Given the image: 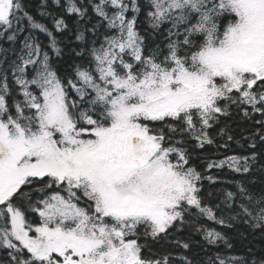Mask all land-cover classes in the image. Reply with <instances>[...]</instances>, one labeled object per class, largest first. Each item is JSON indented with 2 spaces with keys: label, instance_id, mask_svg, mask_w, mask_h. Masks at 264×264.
Here are the masks:
<instances>
[{
  "label": "snow or ice",
  "instance_id": "6c2138e0",
  "mask_svg": "<svg viewBox=\"0 0 264 264\" xmlns=\"http://www.w3.org/2000/svg\"><path fill=\"white\" fill-rule=\"evenodd\" d=\"M234 117L251 154L206 169L264 172V0H0V264H264L190 255L232 248L192 161Z\"/></svg>",
  "mask_w": 264,
  "mask_h": 264
},
{
  "label": "trees",
  "instance_id": "16d2710c",
  "mask_svg": "<svg viewBox=\"0 0 264 264\" xmlns=\"http://www.w3.org/2000/svg\"><path fill=\"white\" fill-rule=\"evenodd\" d=\"M29 6V10L36 14V8L40 3V0H25ZM39 18V17H38ZM49 18H45L44 22H48ZM23 35V34H22ZM39 39L42 42L46 43V37L44 34H38ZM66 42H68L67 36L65 37ZM76 43L74 40L69 44V47H75ZM6 47L8 45H5ZM11 55V53H9ZM70 62V61H69ZM62 67H67V64L62 65ZM259 118V117H257ZM230 127L232 133L236 140H240L241 143L237 144L234 141L229 142L227 148L222 147L224 140H221L219 137H216L218 143L213 145L206 146L205 150L200 151L199 157L194 154L193 165L197 169L203 172L205 175H212L216 179V183L210 184L207 180L203 182L204 184V196L206 200L212 204H220V208L217 210V215L225 218L226 221H229L232 224V227H224L221 225L212 224L211 221H204L206 224H209L217 230L224 232L229 240L232 243V248H226L223 244L216 246H208L203 242L202 237L195 232H191L192 240L198 243H194L190 255L194 256L198 261L203 260L207 261L208 257H215L217 252L221 256H245L248 254L249 249L253 252H260L264 250V231L259 229H253L250 223H245V220L250 221V217L243 215L241 204L248 207L252 211L253 215H256L259 212V207L254 203L250 204L246 199H244L240 193L237 182L244 184L248 188L254 197L258 198L261 191H264V172L259 170V166L253 169L249 174H238L228 169L224 168H214L212 170L206 169V162L208 160H222L226 156L231 155H250L252 149L250 144L253 141H248L245 143L242 137H247L250 135L253 130L251 121H244L234 117L233 121L230 122ZM257 144L256 151L258 153L264 152V144H261L258 140L255 141ZM212 192L211 197L207 196V192ZM232 191L236 194L234 201H229L228 203L232 204V207L229 208L224 203L225 193ZM240 216L235 220H229L230 217ZM189 232L184 234L185 237L189 235Z\"/></svg>",
  "mask_w": 264,
  "mask_h": 264
}]
</instances>
